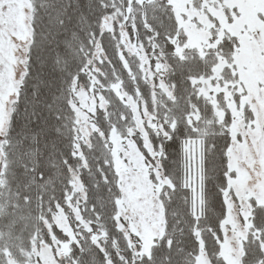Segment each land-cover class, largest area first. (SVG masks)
Wrapping results in <instances>:
<instances>
[{
    "label": "snow or ice",
    "instance_id": "obj_1",
    "mask_svg": "<svg viewBox=\"0 0 264 264\" xmlns=\"http://www.w3.org/2000/svg\"><path fill=\"white\" fill-rule=\"evenodd\" d=\"M0 264H264V0H0Z\"/></svg>",
    "mask_w": 264,
    "mask_h": 264
}]
</instances>
